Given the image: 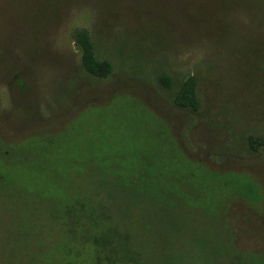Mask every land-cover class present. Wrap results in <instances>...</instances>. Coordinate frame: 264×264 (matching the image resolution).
I'll return each instance as SVG.
<instances>
[{
  "label": "rangeland",
  "instance_id": "374dc122",
  "mask_svg": "<svg viewBox=\"0 0 264 264\" xmlns=\"http://www.w3.org/2000/svg\"><path fill=\"white\" fill-rule=\"evenodd\" d=\"M99 237L124 264H264V0H0V264H94Z\"/></svg>",
  "mask_w": 264,
  "mask_h": 264
},
{
  "label": "trees",
  "instance_id": "16d2710c",
  "mask_svg": "<svg viewBox=\"0 0 264 264\" xmlns=\"http://www.w3.org/2000/svg\"><path fill=\"white\" fill-rule=\"evenodd\" d=\"M73 39L80 49L81 64L84 70L92 76L106 78L111 72V65L108 61H98L95 58L93 44L90 40L88 32L84 29H77L73 33ZM175 102L177 105L189 108L192 111H196L198 109L199 104L196 98L195 82L192 77H188L185 79L175 97ZM258 142L263 143L262 140H253L254 144L260 145ZM233 181L237 182L235 180ZM247 189H250V187H248ZM234 193L239 195V192L237 191L233 192L232 194ZM99 239L101 238H94V242L91 243V245L93 246V250L95 251L94 255H96L97 258L96 261H94V264H124L125 262H127V260H125V262H121L110 258V246H108V244H101ZM99 254H104V257H98ZM83 263V260L79 262V264Z\"/></svg>",
  "mask_w": 264,
  "mask_h": 264
}]
</instances>
